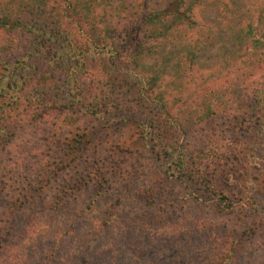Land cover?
<instances>
[{"label": "trees", "instance_id": "1", "mask_svg": "<svg viewBox=\"0 0 264 264\" xmlns=\"http://www.w3.org/2000/svg\"><path fill=\"white\" fill-rule=\"evenodd\" d=\"M33 125L57 138L35 180L131 155L231 213L264 163V0H0L1 149Z\"/></svg>", "mask_w": 264, "mask_h": 264}, {"label": "rangeland", "instance_id": "2", "mask_svg": "<svg viewBox=\"0 0 264 264\" xmlns=\"http://www.w3.org/2000/svg\"><path fill=\"white\" fill-rule=\"evenodd\" d=\"M108 132L112 141L120 134ZM6 139L0 264H264V163L238 170L244 199L220 213L158 175V164L131 155L115 166L90 160L35 180L41 162L55 158L47 141L57 138L33 125ZM32 225L48 229L21 253Z\"/></svg>", "mask_w": 264, "mask_h": 264}]
</instances>
